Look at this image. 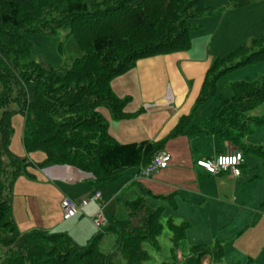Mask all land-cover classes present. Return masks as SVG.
Instances as JSON below:
<instances>
[{"label":"trees","instance_id":"trees-1","mask_svg":"<svg viewBox=\"0 0 264 264\" xmlns=\"http://www.w3.org/2000/svg\"><path fill=\"white\" fill-rule=\"evenodd\" d=\"M231 2L239 7L249 4V0ZM212 11L204 0H0V245L8 248L0 264H143L149 257L143 243L158 247L164 227L171 232V258L150 264H226L218 239L212 245L193 243L183 253L190 222L164 217L165 208L147 206L144 193L125 202L126 218H114L84 245L66 231L19 229L11 202L14 183L24 171L21 157L10 149L11 119L16 113L24 116V151L45 156L38 167L70 165L91 173L93 183L114 181L126 168L148 164L179 135H214L242 155L264 159L263 145L245 142L252 128L264 123V116L248 115L264 102V76L231 82V97L220 99L207 121L193 122L192 112L183 114L157 140L119 143L109 135L107 121L98 111L106 106L113 120L132 117L123 110L130 97H118L111 81L139 59L188 50L190 32L197 26L193 20ZM60 30L72 35L82 52L66 68L35 56L24 36L25 32L56 35ZM261 61L264 28L249 45L211 60L193 110L216 93L221 74ZM162 198L176 209L170 197ZM105 233L114 241L108 251L98 246Z\"/></svg>","mask_w":264,"mask_h":264},{"label":"crops","instance_id":"crops-1","mask_svg":"<svg viewBox=\"0 0 264 264\" xmlns=\"http://www.w3.org/2000/svg\"><path fill=\"white\" fill-rule=\"evenodd\" d=\"M189 57L183 51L142 58L136 62L133 68L128 70L130 75H139L137 94L141 101L139 106L143 105L139 109L149 113L154 103L156 106L162 105V103H166V100L167 104H174L175 111L168 113L170 116L166 117L164 123L157 126L154 133L152 130L150 137H145L146 140H157L163 137L176 125L181 115L194 113L193 102L198 95L211 59L207 56L203 59L190 61L188 60ZM177 63L179 64L177 65ZM153 72L157 73V78H152ZM165 72L172 82L165 79ZM183 77L186 79L194 77L195 85L182 102V97L186 91ZM153 90L155 97L146 100L145 97ZM113 91L120 98L130 97L132 92L128 90L122 93ZM153 101L154 103H152ZM205 121L197 120L196 122L203 123ZM115 125L114 123L113 126L115 127ZM109 130H111V125L108 123V133L111 135L112 131ZM200 136L203 135H179L169 139V142L176 141L177 144H181ZM206 136H211L213 141L212 152H208L206 157L197 154L198 157H189L184 160L185 155L181 157L180 153H185L186 147L181 149L172 147L167 148V150L164 148L162 152L168 153L170 160L165 168L158 169V172H154L150 177L138 180L145 182L140 186L141 194L153 195L163 202H166L162 198L163 196L170 197L176 203L175 210L170 207L171 215L181 218L182 221L190 222L186 236L191 232L194 241H197L196 243L209 244L216 239L220 240L223 246L222 260L224 263L264 264V206L262 205L264 200V159L256 160L251 155H242L243 161L236 166L239 171L238 177L230 172L209 173L197 165L196 161L214 159L217 155L234 153L238 150L220 137ZM140 141L142 140L128 142ZM255 144L260 143L256 142ZM16 154L23 161V175L26 178H23V175L20 176L14 185L16 187L18 184L20 190H26L32 194L31 198L36 208L34 211L40 210L42 218L47 219L45 226L28 222H25L24 225L29 224L31 228L35 226L48 230L63 228L74 240L75 233H78L87 241L93 235L92 227L94 225L91 217L98 209L99 203L90 202L83 209V212L69 219H63L60 202L63 198L78 200L93 191H97L89 188V184H93V175L70 165H66L65 168L45 169L53 165L40 168L37 164L42 162L45 156L39 151L26 153L23 149L22 152ZM30 155L34 160L28 159ZM193 158L196 159L193 160ZM133 168L135 173L137 167ZM134 193L138 194L136 191ZM90 205L91 207H89ZM126 213L128 214V210ZM116 217V215L110 217V221L111 218L113 220ZM29 228L21 226L19 229L26 230ZM209 239L211 241L206 242ZM206 260L208 261L207 258Z\"/></svg>","mask_w":264,"mask_h":264},{"label":"rangeland","instance_id":"rangeland-1","mask_svg":"<svg viewBox=\"0 0 264 264\" xmlns=\"http://www.w3.org/2000/svg\"><path fill=\"white\" fill-rule=\"evenodd\" d=\"M204 2L205 5L212 7L213 11L210 14H205L204 16L193 20V23L197 26L190 32L191 47L189 50L184 51L185 55L190 56L188 60H199L207 56L211 60L217 57H224L226 54H229L240 46L249 45L253 38H257L262 34L264 28V0H249V4L241 7L232 6L231 0H204ZM66 34L67 32L65 30H60L56 35H48L41 32H25L24 36L31 43L35 56L40 58L46 64L54 67L66 68L75 57L82 54L74 37L72 35L67 36ZM235 61H237V59ZM178 64L179 63H177V65ZM128 73L130 72L126 71L115 77L113 81H111V86H113V90L118 93L126 92V90L132 91L130 93V100L126 102L127 104L124 106L123 110L128 113L133 112L132 115L135 116L121 121H113L106 106L98 108V111L102 113L107 124L109 123V125H111V130L109 131H112V137L120 143L140 139L144 140L147 137H150L151 131L153 130L154 133L157 126L164 123L166 117L170 116L168 113L175 111L174 104H167L166 100V103L157 106L153 101L152 103L154 104H152L149 113H145L143 110L139 109L143 106H139L141 101L137 94V90L139 89V75H130ZM156 75L157 73L153 72L154 77L152 76V78H157ZM183 75L186 76L185 74ZM262 76H264V61L241 65L221 74L217 81L216 93L194 110L192 117V120L194 119L193 122H196L197 120H200L201 122L205 120L207 121L218 101L220 99L231 97V82L241 80L253 81ZM164 77L167 81L172 82L166 72L164 73ZM212 78L213 77L211 76L210 79ZM184 79L186 91L182 97V102L185 100L186 95L193 90V86L195 85L194 77ZM153 97H155L154 90L151 91L145 99L151 100ZM137 110H140L141 114L140 112H137ZM248 115L263 117L264 102L255 110H251ZM114 123L116 124L115 127L113 126ZM11 125L13 127V134L10 149L16 154L23 151L21 135L24 127V116L20 113L14 114L11 119ZM170 140L166 142L164 147L165 150L172 147L175 149L186 147L185 153H180L181 157L185 155L184 160L189 157H198V155L206 157L208 152H212V138L205 134L181 144H177L176 141L169 142ZM245 142L250 144L258 142L264 147V123L252 128L251 132L248 133ZM251 156L256 160L261 158L253 154ZM28 159L31 161L32 159L34 160L32 155L28 156ZM195 159L196 158H193V160ZM134 171V168H126L114 181H102L89 184L90 190H97L101 195V200L98 203L99 207L103 206L107 221H110V217L114 215L121 219L126 218L127 209L125 202L127 200L135 199L141 194L140 186L145 182L144 180L131 182ZM23 178L26 177L23 175ZM133 190L138 194H135ZM25 195H27V197H25ZM31 196L32 194L26 190H20L18 184L16 187L14 185L11 202L14 219L16 223L20 225L19 228H21V226L31 228L29 224L24 225L25 222L42 226H45L46 224L47 219L42 218L40 215L41 211H34L36 208L34 207ZM144 201L150 208L163 206L165 208L164 217L171 216L172 210L168 207V204L163 202L160 198L145 194ZM89 207H91V205ZM173 218L174 221H182L181 218L176 216ZM133 221H137V219L135 218ZM92 230H94L92 234H95L98 231L95 226L92 227ZM49 231L64 230L62 228L50 229ZM170 235L171 232L167 227H164L162 233L158 237V247L152 246L149 242L143 243V247L149 254L148 260L144 261L143 264L159 263L164 260H170ZM75 240L79 245L87 243V241L83 239V236L78 233H75ZM210 241L211 240L209 239V241L206 242ZM196 242L197 241H194L192 233L189 232L188 236L184 239L186 248L183 250V253H187L188 247ZM213 242L214 241H211L209 245H212ZM98 246L103 251L110 250V248L114 246L112 235L110 233L103 234ZM7 249V247L0 245V261L4 258ZM203 261H207L206 257L203 258Z\"/></svg>","mask_w":264,"mask_h":264},{"label":"built area","instance_id":"built-area-1","mask_svg":"<svg viewBox=\"0 0 264 264\" xmlns=\"http://www.w3.org/2000/svg\"><path fill=\"white\" fill-rule=\"evenodd\" d=\"M236 157L239 159L240 154ZM170 156L167 153H162L155 156L150 163L147 165L139 166L134 179H140L151 176L157 169L166 167ZM237 163L236 158L230 154L219 155L215 160H207L206 162L197 161V164L206 169L207 172L217 173L221 171L231 170V168ZM233 174L237 175L238 171L233 170ZM101 195L99 192H92L86 197L80 200H72L69 198H63L60 202V208L62 211L63 218L68 219L69 217L81 212L84 207L92 201H100ZM92 223L97 229H102L106 224L107 220L103 212V206H100L95 214L91 218Z\"/></svg>","mask_w":264,"mask_h":264},{"label":"clouds","instance_id":"clouds-1","mask_svg":"<svg viewBox=\"0 0 264 264\" xmlns=\"http://www.w3.org/2000/svg\"><path fill=\"white\" fill-rule=\"evenodd\" d=\"M226 154H230L231 156H234V157L236 158L237 163L231 168V173L233 174V170L238 171V170L236 169V166L239 165V163H240V159H241L242 153H241L240 151H235L234 153L231 152V153H226ZM237 154H240V158H239V159L236 157ZM220 155H224V154H220ZM156 156H157V155H156ZM218 156H219V155H217L214 159H210V158H209V159H201L200 161L206 162L207 160H215ZM169 160H170V159H169ZM151 161H152V160H151ZM197 161H199V160H197ZM197 161H196V164H197ZM168 162H169V161H168ZM168 162H167V163H168ZM149 163H150V162H149ZM146 165H147V164H146ZM197 165H198V164H197ZM139 166H142V165H139ZM139 166H137V169H138ZM166 166H167V165H166ZM199 166H200V165H199ZM201 167H202V166H201ZM164 168H165V167H164ZM161 169H163V168H161ZM204 169H205V168H204ZM157 170H158V169H157ZM157 170H156V171H157ZM205 170H206V169H205ZM136 171H137V170H136ZM156 171H155V172H156ZM135 173H136V172H135ZM135 173H134V174H135ZM209 173H210V172H209ZM217 173H218V172H217ZM217 173H212V174H217ZM134 174H133V177H132V179H131L132 182H136V181L142 179V178H140V179H134ZM233 175H234L235 177H238V175H239V171H238V174H237V175H235V174H233ZM149 177H150V176H149ZM145 178H146V177H145ZM93 192H99V191H93ZM91 193H92V192H91ZM91 193H89V194H91ZM89 194H88V195H89ZM88 195H87V196H88ZM84 197H86V196H84ZM82 198H83V197H82ZM80 199H81V198H80ZM80 199H78V200H80ZM92 202H99V201H92ZM89 203H90V202H89ZM89 203H88V204H89ZM88 204H87V205H88ZM87 205H86V206H87ZM86 206H85V207H86ZM85 207H84V208H85ZM98 208H99V207H98ZM60 210H61V208H60ZM81 212H83V210H82ZM81 212H79V213H81ZM103 212H104V211H103ZM61 213H62V211H61ZM77 214H78V213H77ZM77 214H75V215H77ZM75 215H73V216H75ZM104 215H105V214H104ZM73 216H71V217H73ZM62 217H63V215H62ZM71 217H69V218H71ZM69 218H68V219H69ZM91 218H92V217H91ZM105 218H106V217H105ZM63 219H65V218H63ZM106 220H107V219H106ZM108 223H109V221H107V224H108ZM107 224H106V225H107ZM93 225H94V224H93ZM94 226H95V225H94ZM102 229H103V228H102ZM98 230H101V229H98Z\"/></svg>","mask_w":264,"mask_h":264},{"label":"water","instance_id":"water-1","mask_svg":"<svg viewBox=\"0 0 264 264\" xmlns=\"http://www.w3.org/2000/svg\"><path fill=\"white\" fill-rule=\"evenodd\" d=\"M54 167H59V168H65V167H67L66 165H53V166H51V167H47V168H45V169H50V168H54ZM44 169V170H45Z\"/></svg>","mask_w":264,"mask_h":264}]
</instances>
